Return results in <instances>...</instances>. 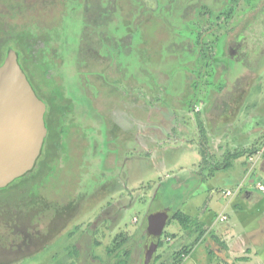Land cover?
I'll return each mask as SVG.
<instances>
[{
  "label": "rangeland",
  "instance_id": "1",
  "mask_svg": "<svg viewBox=\"0 0 264 264\" xmlns=\"http://www.w3.org/2000/svg\"><path fill=\"white\" fill-rule=\"evenodd\" d=\"M263 22L264 0H0V23L9 30L0 37L32 27L57 37L54 68L39 94L50 107L53 83L63 103L34 176L23 183L18 177L0 191V264H109L116 259L111 249L131 250L129 264H137L150 213L166 207L171 219L176 202L208 197L194 195L192 182L173 190L169 179L156 185L153 198L155 185L137 182V130L151 133L158 117L166 119L163 131L174 121L194 126L198 108L209 105L210 115L217 103L242 102L251 87L263 85L261 70L258 77L252 71L240 77L255 65L249 56ZM231 46L238 55H230ZM150 104L163 108L147 124L138 108ZM183 133L169 138L184 140ZM236 188L217 193V201L229 202L233 195L226 192ZM226 219L219 217L221 228L235 214ZM177 227L163 231L160 264H175L179 250L199 243L190 261L205 264L200 255L212 250L220 264H231L216 234L204 238V226L187 246L166 240ZM263 258L252 255L253 264H264Z\"/></svg>",
  "mask_w": 264,
  "mask_h": 264
},
{
  "label": "crops",
  "instance_id": "2",
  "mask_svg": "<svg viewBox=\"0 0 264 264\" xmlns=\"http://www.w3.org/2000/svg\"><path fill=\"white\" fill-rule=\"evenodd\" d=\"M259 27H261L260 24ZM259 39V43H252L256 47L253 50L256 51V56H253V51L249 56V63L253 62L256 66L251 67L249 65L248 72L240 77L249 76L250 71L255 73L257 77L260 70L264 73V62H262L264 58V22ZM238 51L239 49H233L231 46L229 53L231 56H235L239 54ZM256 61L259 64H256ZM257 86L261 87L262 90L264 88V84H255L250 88V92H247L246 97H242V102L236 99L234 101L230 100L228 103H217V107L213 109L210 115H208L207 110L210 108L209 105L206 107L204 105L200 110L198 108L199 118L194 121V126L191 125L190 120H184L183 127L179 126V121L178 123L174 121L171 130L166 129L163 131L161 129L164 125L162 119H166L158 117L159 120L156 121L159 126L157 129L151 128V133L148 134L144 129L143 131L137 130V182H143L146 179L149 181V185H155V187L159 185L161 187L165 180L174 179L175 187L173 190L176 191L180 189L179 187L184 188L192 182L196 184L193 189L194 195L197 191L208 194L206 200L189 197L180 204L176 202L177 208L171 219L168 213L169 208L165 207L159 211L167 213L163 231L167 225L178 226L175 234L167 233L164 235L165 239L168 236L166 240L170 242L180 240L182 241L181 245L188 241L185 245L187 246L191 243V238L195 235L196 230L204 226L206 228L204 238L208 237L210 233L216 234L218 241L223 247L227 248V254L225 253L224 256L229 254L227 259L231 264H253L255 259H252V255L260 254L261 257L264 256V191L259 189V184L264 183V149L259 156H256L257 151L264 148V135L261 131L264 128V91L259 90L258 92ZM249 95L252 97V101L251 98L247 99ZM149 106V110H146L147 107H144V109L142 107L138 108V111L145 112L141 115L146 119V123H152L155 109L159 111L163 108L161 105L157 107V105L150 104ZM203 112H205L204 115ZM188 122L190 126L187 125ZM178 130L186 132V134H181L184 140L175 138L176 140L172 141L173 138H169V136H173L175 131ZM126 131H129V129ZM172 132L174 134H169ZM203 141L206 143L209 153L206 161H203L200 153V143ZM233 153H238V156L230 158L229 155ZM250 157L255 158L251 160ZM226 163L228 166L225 168L223 165ZM170 171L172 175L169 174ZM151 186L149 188L152 192ZM155 187L153 188V198L157 197L159 193L157 189L159 187L157 186L156 189ZM234 187L237 188L233 196L228 199L229 202L223 205L224 201H217V193L221 194L222 191ZM189 188H191V185H189ZM220 208L223 213L218 212ZM255 208L258 211L250 219V211ZM180 212L194 218V224L185 228L182 227L177 219V214ZM233 214H235V219L230 225L225 228L218 225L219 217L221 219V216L225 215L229 219V215H231L232 220ZM245 216L251 222L250 224H247ZM195 223L201 227H198ZM144 229L146 230L145 235L141 236V244L137 248V255L139 256L137 257V264L140 261V264H145L148 258H150L149 264H160L157 256L161 257L162 254L161 251L159 253V249L166 245V243L164 244V238L160 237L163 241L162 245L159 242L155 244L149 238L148 219H146ZM144 241H148V243ZM199 245L200 243L194 248L192 247L193 249L191 248L192 250L188 254L183 255L184 259L181 264L199 263L198 259L190 261ZM129 251L131 253V250ZM200 258L205 264L212 261L220 264V259L213 256L212 250L209 251V255L203 250Z\"/></svg>",
  "mask_w": 264,
  "mask_h": 264
},
{
  "label": "water",
  "instance_id": "3",
  "mask_svg": "<svg viewBox=\"0 0 264 264\" xmlns=\"http://www.w3.org/2000/svg\"><path fill=\"white\" fill-rule=\"evenodd\" d=\"M46 110L10 49L0 65V188L33 170L48 133ZM147 219L149 238L158 244L167 213H152Z\"/></svg>",
  "mask_w": 264,
  "mask_h": 264
},
{
  "label": "trees",
  "instance_id": "4",
  "mask_svg": "<svg viewBox=\"0 0 264 264\" xmlns=\"http://www.w3.org/2000/svg\"><path fill=\"white\" fill-rule=\"evenodd\" d=\"M4 30H6V25L3 24L1 26V23H0V34L3 33ZM38 30H39V33H37ZM40 30H41V28H34V27L26 28L24 30L16 31L15 33H13V38H11L9 36L8 37L7 36L0 37V65L4 62V59L6 58L8 51L10 49H14L17 53V56H18V62L21 65V67L24 69V71H25L29 81L31 82V84H32V81L33 82L35 81L36 84H38L37 85L38 88L35 90V92L43 100V98L39 94V92L41 91L40 87L42 88L41 83L44 82L43 79L44 80L45 79L50 80L48 78V75L50 74V71L54 68L53 62H54V59L56 57V53H55L56 51L54 50L55 49L54 43L57 41V37L55 35H54L55 38L53 36L51 37V35L49 33L45 34L43 31H40ZM7 31L9 32V30H6V32ZM201 34H203V33L201 32ZM200 36L202 37V35H200ZM213 72H215V71H213ZM52 84L53 83L50 84L51 85L50 92L57 94V91L53 88ZM32 86H33V84H32ZM40 93L42 94V92H40ZM49 96L50 97H47V96L46 97L49 99L51 106H52L53 96L52 95H49ZM57 99L60 100L59 95H58ZM51 106L49 107V109L51 108ZM59 108H60V106H59ZM49 129L51 131V127H49ZM200 145H201L200 146L201 147L200 153L203 157V161H206L209 157V153L207 151L208 149L206 148V143L203 141L200 143ZM235 156H238V153L237 154L233 153V154L229 155L230 158H234ZM38 165H39V163H36L37 167H38ZM227 166H228L227 163L225 165H223V167H225V168ZM34 170L35 169H33V171H30V172L24 174L23 176H21V177H25L22 180V183L34 176V174H33ZM20 178H17V179H20ZM12 183L8 184L7 186H11ZM14 186L19 187V188L21 187L19 185H14ZM3 188H0V191L4 190ZM177 219H178L179 223L181 224V226L184 228L191 225V224H194V221H195L194 218H192L189 215H186L185 213H182V212L177 214ZM196 225L198 227H201L199 224H196ZM203 232L204 231L202 230V234H203ZM122 242L123 241L117 243L116 246L117 247L121 246ZM159 244L160 245L163 244V241L161 239L159 240ZM188 249H189V247L183 248L175 254V257H174L175 264H181L183 262V259H184L183 255H186L189 253ZM109 252L112 254H115V256H116V259L114 261H111V263H109V264H129L130 254H131L129 250L126 249V250H123L122 252L119 251V253H114V250L111 249V250H109ZM159 258L160 257L158 255L157 259L159 260Z\"/></svg>",
  "mask_w": 264,
  "mask_h": 264
},
{
  "label": "flooded vegetation",
  "instance_id": "5",
  "mask_svg": "<svg viewBox=\"0 0 264 264\" xmlns=\"http://www.w3.org/2000/svg\"><path fill=\"white\" fill-rule=\"evenodd\" d=\"M109 49V48H108ZM112 56H114V55H112ZM32 84H33V88H35L34 90H36L37 88H38V84H36V82L34 81H32ZM55 91V90H54ZM53 91V92H54ZM56 93V92H55ZM49 95H52L53 96V104H52V106H51V108L49 109V105L46 103V101L43 99V101L46 103V105H47V110H46V113H45V121H46V126H47V128H48V133H47V136H46V138H45V141H44V144H43V147H44V145H45V142L47 141V138H48V136L50 135V129H49V127H51L52 126V124H53V122H56L57 121V119H58V117L62 114L61 112H60V108H59V106H62L63 104H61L60 102H58V99H57V97H58V95L57 94H54V93H49ZM55 99V100H54ZM55 101V102H54ZM51 125V126H50ZM42 152H43V150H42ZM36 163H38V161L36 162ZM35 166H36V164H35ZM34 166V168L33 169H35L36 167ZM33 171V170H32Z\"/></svg>",
  "mask_w": 264,
  "mask_h": 264
},
{
  "label": "built area",
  "instance_id": "6",
  "mask_svg": "<svg viewBox=\"0 0 264 264\" xmlns=\"http://www.w3.org/2000/svg\"><path fill=\"white\" fill-rule=\"evenodd\" d=\"M263 149H264V148H262V149H260L259 151H257L256 156H259V155L263 152ZM254 158H255V157H250L251 160H254ZM259 189H260L261 191H264V184L260 183V184H259ZM226 194H227V195H233V191L228 190V191L226 192ZM221 219H222V220L226 219V216H225V215L221 216Z\"/></svg>",
  "mask_w": 264,
  "mask_h": 264
}]
</instances>
